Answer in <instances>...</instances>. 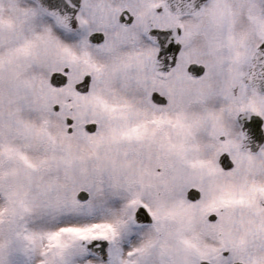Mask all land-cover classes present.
I'll use <instances>...</instances> for the list:
<instances>
[{
	"label": "snow or ice",
	"instance_id": "6c2138e0",
	"mask_svg": "<svg viewBox=\"0 0 264 264\" xmlns=\"http://www.w3.org/2000/svg\"><path fill=\"white\" fill-rule=\"evenodd\" d=\"M0 264H264V0H0Z\"/></svg>",
	"mask_w": 264,
	"mask_h": 264
}]
</instances>
